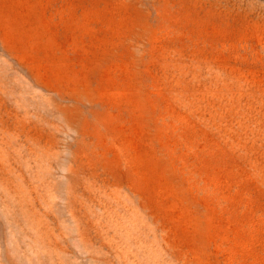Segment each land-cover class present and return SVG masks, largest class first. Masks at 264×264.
<instances>
[{
	"label": "rangeland",
	"instance_id": "obj_1",
	"mask_svg": "<svg viewBox=\"0 0 264 264\" xmlns=\"http://www.w3.org/2000/svg\"><path fill=\"white\" fill-rule=\"evenodd\" d=\"M0 264H264V0H0Z\"/></svg>",
	"mask_w": 264,
	"mask_h": 264
},
{
	"label": "bare ground",
	"instance_id": "obj_2",
	"mask_svg": "<svg viewBox=\"0 0 264 264\" xmlns=\"http://www.w3.org/2000/svg\"><path fill=\"white\" fill-rule=\"evenodd\" d=\"M109 76V75H108ZM122 77V76H121ZM182 77V76H181ZM108 79V78H107ZM123 81V80H122ZM100 82V81H99ZM64 84V83H63ZM99 84V83H98ZM113 84V83H112ZM130 84V83H129ZM80 86V85H79ZM116 86V85H115ZM185 86V85H184ZM184 86H183V88H184ZM108 87V86H107ZM134 87H136V86H134ZM106 88V87H105ZM137 88V87H136ZM135 88V89H136ZM178 88V87H177ZM182 88V87H181ZM180 88V89H181ZM77 89H80V88H77ZM84 89V88H83ZM93 89H94V87H93ZM129 89H131V88H129ZM133 89V88H132ZM176 90H178V89H176ZM188 90V89H187ZM187 90H186V92H187ZM69 91V90H68ZM75 91V90H74ZM96 91V90H95ZM113 91V90H112ZM128 91H132V90H128ZM133 91H134V89H133ZM137 91H139V90H137ZM141 91V90H140ZM174 91V90H173ZM67 92V91H66ZM81 92H84V91H82L81 90ZM102 92V91H101ZM105 92H107L108 93V91H105ZM121 92V91H120ZM123 92H125V91H123ZM127 92V91H126ZM176 92V91H175ZM179 92V91H178ZM183 92H185V90H183ZM189 92V91H188ZM76 94L78 93V92H75ZM84 93H86V90H85V92ZM87 93H89V92H87ZM103 93V92H102ZM110 93V92H109ZM83 94V93H82ZM133 94H134V92H133ZM132 94V96H135V95H133ZM137 94V93H136ZM141 94V93H140ZM80 95V97H81V94H79ZM84 95V94H83ZM113 95V94H112ZM129 95V94H128ZM175 95V94H174ZM85 96V95H84ZM87 96V95H86ZM118 96V95H117ZM131 97V96H130ZM129 97V98H130ZM136 97V96H135ZM181 97V96H180ZM113 98V97H112ZM142 100H143V98L142 97H140ZM176 98V97H175ZM82 99V98H81ZM120 99V98H119ZM125 99H127L126 97H125ZM135 99V98H134ZM139 99V98H138ZM140 99V100H141ZM177 99V98H176ZM97 100V99H96ZM115 100V99H114ZM109 102V101H108ZM113 102V101H112ZM121 103V102H120ZM123 103V102H122ZM130 103V102H129ZM132 103V102H131ZM130 103V104H131ZM135 103V102H134ZM116 104V103H115ZM133 104V103H132ZM131 104V105H132ZM178 105V104H177ZM136 105L134 104V107H135ZM113 107V106H112ZM136 108H137V106H136ZM136 108H134V110L136 109ZM127 110V109H126ZM137 110V109H136ZM127 112V111H126ZM136 112V111H135ZM143 112V111H142ZM139 113V112H138ZM137 113V114H138ZM191 115L193 114V113H190ZM193 118H194V116H193ZM142 120V119H141ZM187 120V119H186ZM143 122V121H142ZM149 126V125H148ZM150 127V126H149ZM125 128V127H124ZM146 129H147V126H146ZM144 130V129H143ZM136 131V130H135ZM140 132V131H139ZM128 133V132H127ZM126 135V134H125ZM148 135V134H147ZM146 137V136H145ZM144 137V138H145ZM151 137V136H150ZM150 137H148V138H150ZM156 137V136H155ZM142 138H143V136H142ZM146 139V138H145ZM153 152V151H152ZM150 156V155H149ZM152 156V155H151ZM131 157V156H130ZM133 157V156H132ZM174 184V183H173ZM177 184V183H176ZM161 186V185H160ZM165 186V185H164ZM178 185H176V187H177ZM170 187V186H169ZM167 188V187H166ZM165 189V188H164ZM177 190V189H176ZM174 191V190H173ZM176 192H178V190L176 191ZM171 193V192H170ZM176 196H178V195H176ZM188 197V196H187ZM193 197V196H192ZM173 198V197H172ZM177 198H179V197H177ZM177 200V199H176ZM196 200V199H195ZM174 201V200H173ZM177 202V201H176ZM175 202V203H176ZM186 202H188V201H186ZM192 203V202H191ZM186 204V203H185ZM183 205V204H182ZM190 205V204H189ZM195 205V204H194ZM194 205H192V207L194 206ZM178 206V205H177ZM186 207H188V205H186ZM183 208V207H182ZM193 209L195 210V208L193 207ZM179 210H180V208H179ZM189 212V211H188ZM203 212H205V210L203 211ZM209 215V214H208ZM195 216V215H194ZM204 216V215H203ZM206 217H208V216H206Z\"/></svg>",
	"mask_w": 264,
	"mask_h": 264
}]
</instances>
